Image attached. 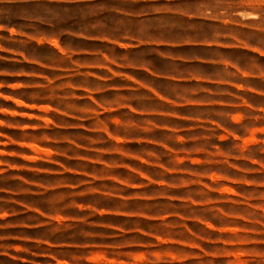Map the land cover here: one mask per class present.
<instances>
[{
	"label": "clouds",
	"instance_id": "clouds-1",
	"mask_svg": "<svg viewBox=\"0 0 264 264\" xmlns=\"http://www.w3.org/2000/svg\"><path fill=\"white\" fill-rule=\"evenodd\" d=\"M12 3L0 61L29 70L0 69V129L17 130H0V182H20L0 193L25 199L0 196V264H134L132 248L143 264H214L264 244V0Z\"/></svg>",
	"mask_w": 264,
	"mask_h": 264
},
{
	"label": "rangeland",
	"instance_id": "rangeland-1",
	"mask_svg": "<svg viewBox=\"0 0 264 264\" xmlns=\"http://www.w3.org/2000/svg\"><path fill=\"white\" fill-rule=\"evenodd\" d=\"M9 7L11 8H18L20 7L19 4L12 3V0H0V10L6 11ZM8 55V59L0 61V69H5L9 72H15L19 71L20 68H24L25 71L29 70L26 63L18 62L17 58L12 57L11 54H5ZM9 83H15L17 80H23L25 78L22 77H8ZM10 104L11 102H6ZM13 107H15L13 105ZM2 131H5L7 135L13 136L15 138L16 129H0ZM7 151H17L18 147L15 145L8 146L6 148ZM14 162L16 163H23L22 160L18 158H13ZM9 177H13L16 175H24L25 177H31L32 174L27 172H22L16 169H10L7 173ZM20 182L14 179H7L3 182H0V187H6L9 189H16L19 187ZM0 196L5 197L8 199L9 197L11 199H25L23 196H13L9 192H2L0 193ZM14 207L19 212V215L16 217H12V222L21 221L24 220L25 213L22 210V205H14ZM109 213H115L122 211L120 208L119 202L117 200H113L109 204L105 206ZM126 217L119 216V215H113V214H106L103 217H98L96 219V223L99 224H112V225H119L124 222ZM109 237H101L99 240L96 241L98 244H104L106 242H110L111 238L116 237L118 235V232L115 228L108 229ZM253 239H264V237L260 236H252ZM67 242V241H63ZM132 253V259L134 261V264H143V249L139 248H132L129 250ZM157 255H164V254H170L171 256H179L180 253L172 250L168 247H161L159 249L155 250ZM187 251V250H186ZM259 252H264V244L262 245H253V246H239V247H230L223 251L222 254L218 255L217 257H214V264H249V258L253 255H257ZM6 258L3 256H0V261H4ZM10 260V257L8 258ZM27 261H32L33 264H49L50 256L46 251L39 252L35 257H32L30 255L25 254L23 259L20 261V264H25ZM95 264H104L102 255H97L95 258ZM184 264H188V261H184Z\"/></svg>",
	"mask_w": 264,
	"mask_h": 264
}]
</instances>
